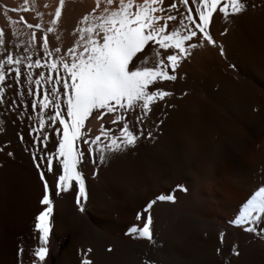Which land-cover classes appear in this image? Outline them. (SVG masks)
<instances>
[{
	"label": "bare ground",
	"instance_id": "6f19581e",
	"mask_svg": "<svg viewBox=\"0 0 264 264\" xmlns=\"http://www.w3.org/2000/svg\"><path fill=\"white\" fill-rule=\"evenodd\" d=\"M243 2L244 11L236 16L230 15L227 19L223 18L217 9L208 25V32L214 44L210 45L200 39L197 32V36L184 42L187 51L178 60L175 70L167 67L166 55L178 54V50L160 49L154 42L145 46L143 55L137 54L140 59L134 58L135 63L141 67H154L158 53L164 70L176 79L158 81L149 86L152 91L159 89L170 95L150 105L148 115H142L138 123H133L125 117L130 130L138 137L136 143L143 149L140 156L145 162L143 171H140L141 168L137 171L131 166L125 168L126 176L123 180L126 183L121 182L120 186L124 191L120 196L114 195L117 205L131 217L138 213L141 215L146 202L152 197L149 189L145 188L147 179H151L153 185L164 190L174 185H183L185 182L192 184L198 180L202 181L203 177L209 176L212 194L217 196V202L226 211L229 222L239 214L255 192L264 188V0ZM118 3L119 1L115 2V7ZM141 3L143 0H133L134 7ZM186 3L187 9L179 0H162L164 11L154 14L162 18L158 23L165 25L163 18L168 14L175 17V20L167 21L166 32L179 28L180 21L188 10L195 11L192 0H186ZM171 4L176 7L171 8ZM220 6H223V0L218 8ZM196 19L198 21V18ZM184 23L188 22L184 20ZM183 31L181 29L182 34ZM190 44L197 46L190 48ZM144 56H147V64L142 63ZM113 119L112 114H105L99 120L96 118V135H100V139L103 138L101 125L110 135L115 128L122 127L113 124ZM130 148L132 151L136 150L134 145ZM142 177H146V181H142ZM91 186L88 185L89 192L82 204L84 210L79 216H82L86 223L96 224L93 208L89 205L95 188ZM106 187H103L107 194L105 195L112 201L114 190ZM37 189L27 181L21 182L0 176V264H14L17 260L42 262L36 261L32 255L33 249L40 246L39 233L34 231L35 216L46 207L38 203ZM175 195L179 197L181 194L175 192ZM71 197L72 193L66 192L57 202H52V214L48 218L50 227L46 236L47 252L43 261L46 264H80L76 249L80 253L90 249L89 243L85 241L87 238H78L75 234L77 222L81 218L78 220L72 215L74 211L72 212ZM130 197L132 200L127 204L126 200ZM106 211L104 217L113 220L112 224L118 227L116 229L124 225L122 220L114 217L111 206ZM190 217L191 220L201 219L219 231L226 228L220 222H214L215 215H211L210 220L194 215ZM212 227L211 229L214 228ZM239 228L240 234L243 232L249 235L243 227ZM256 229L257 234L264 231V224L258 223ZM214 231L217 234L219 232ZM199 232L198 236L193 232L184 236L183 241L188 244L186 247L191 246L190 249L195 251L201 249V246L212 249V239L216 234L207 241L209 234H206V238H201ZM244 234L240 236H245ZM257 238L260 237L252 239L254 242L248 246L247 261L251 264H264V239L261 242ZM26 245L29 246L27 250L24 248ZM18 249H22L19 256Z\"/></svg>",
	"mask_w": 264,
	"mask_h": 264
},
{
	"label": "rangeland",
	"instance_id": "374dc122",
	"mask_svg": "<svg viewBox=\"0 0 264 264\" xmlns=\"http://www.w3.org/2000/svg\"><path fill=\"white\" fill-rule=\"evenodd\" d=\"M116 1L113 0V4L108 5L107 0H63L61 5V0H0V33L3 34L0 36V39L3 41V43H0V60H6L9 54H11L13 60H15L16 57H19L21 60V64L18 66L20 69L19 81L15 79V74L8 70L9 67H17V65L13 64L9 66L5 64V80L0 82V87L4 88V93L0 94V176L6 179L19 180L21 182L27 181L31 185H34L36 189L38 187L36 190L39 193H37L38 201H40L43 196L44 185L40 181L33 159L37 162L41 159L45 161V163L40 164L39 167L44 174L45 182L49 186V200L51 203L57 202V199L61 198L66 192L61 191L59 194L56 192L55 180L56 176L59 174L58 163L55 160L53 161L52 172L48 171L46 163L47 155L55 151V145L58 143L57 132L55 130L58 128L59 122L57 121L56 124H52L49 119V117L54 114L53 109L45 110L43 116L45 127L41 129L40 132H32V134L29 135L33 128H39L40 119L39 105L37 104L34 110L31 101L35 98L43 97L46 94L49 96L51 95V87L48 84H45L44 87H39L36 85L35 79L40 72L46 73L47 70L44 65L49 59L53 61L63 60L70 63V56L67 55L68 50L72 47H76L77 41H80L81 44L84 42L80 38L78 28L87 27L89 22H94L95 17L104 14L106 9L107 11H112L115 8L114 4ZM57 6L61 7V14L57 19V23L53 25L51 21L55 15ZM25 8L27 11L24 10ZM133 8L132 10H135V7ZM85 16L89 17V21L81 25L80 21ZM25 22L32 25V27H25ZM37 24L40 26L39 28L35 27ZM67 26L70 27L68 28ZM49 27H52L54 31L48 32ZM84 35L86 38L87 33ZM41 37L47 40L49 55H45L44 50L40 47L41 43H43L40 39ZM94 38L96 37L94 36ZM99 39L102 43V33H99ZM56 49H59V52H57ZM82 50L81 47H78V51ZM36 60L40 61L41 67H29L27 72L31 73L32 78L28 79L26 78L24 64H33ZM53 74L55 76V69L53 70ZM60 75L61 82L57 89L58 94H62L63 91L64 75L63 73H60ZM137 109L130 110L125 114V117L132 120V122L136 121L138 123L136 116L142 117V110ZM62 111L66 116V110L62 109ZM137 111L140 112L137 113ZM133 112L135 113L133 114ZM136 122L135 124L137 125ZM97 125L96 112H93L90 114L89 118L85 120L84 127L81 129L83 136L79 141V151L83 153V156L81 157L82 163L77 164V170L82 174L84 180L85 197L89 192V184L93 186H91L92 188H96H94V193L92 194L93 199H91V201L89 200L90 202L88 201L90 207L93 208L96 224L86 223L82 219V216H79L81 211L77 207L74 181L70 182V187L67 191L72 193L71 205L72 212L74 211L72 215H74L75 218L77 217L78 220L79 217L81 218L80 221L77 222L75 234L78 238H87L83 240L90 245L88 254L92 253L88 258L91 264H94V262L95 264H146V262L147 264H251L247 261L249 256L248 246L254 242L252 239L255 237H260L261 239H257L261 242L264 237H261L257 232L249 233V235H245L242 232L245 236H240L242 235L239 233L240 228L233 226L228 221L226 211H224L222 205L217 202L218 198L215 193L212 194L209 185V176L203 177L202 181L198 180L197 182H192V184L190 182H185V184L179 185L186 189V191H180L177 187L178 185L162 190L160 186L157 187L153 185L151 179L149 180L146 177H142V181H146L147 179V183L145 182L147 187L145 186V188H147V190L149 189V192L152 193V197L148 201H154L148 213H144L143 210L141 213L142 218L146 219L149 216L151 218V240L140 238L139 233L126 234L130 227L135 226L137 228H142L143 224L141 220L136 218L137 214L131 217L120 205H117L115 198L116 196H120V193L124 191V188L120 186L126 183L123 180L126 176L124 173L126 170L125 168L131 166V168L133 167L137 171H139L140 168V171L142 170L145 162L144 160L142 161L143 158L140 156V153L143 149L135 142V151H132L130 147H126V149L122 147L123 151H114L116 153L105 151L104 160L101 161L99 154L95 151L96 145H92L93 151L91 155H89L88 147L84 145L83 140L87 139L90 142L97 136ZM137 126L139 127V125ZM106 132L109 136H119V129L116 128L111 135L108 131ZM44 133H48L50 139L46 143H41ZM100 141L99 144L101 147L106 146L107 140L104 136ZM9 152H11L12 155H8ZM93 173H95V175ZM149 182L150 184L148 185ZM151 184L152 187H150ZM104 185L105 187L107 186L106 188H113L114 193H112V201L106 196L107 194L103 188ZM131 185L132 183L130 182L129 186ZM175 192H180L181 195L178 197L175 195ZM160 194H171L174 200L156 201L155 197ZM130 195L132 194L130 193ZM85 197L80 198V204H83ZM130 198L126 200L127 204H130L132 200V198ZM114 203L115 205L112 206L111 204ZM116 205L117 207H115ZM107 206L112 207L115 218L123 221L124 225L120 226L119 229H116L118 227L112 224L113 220L111 221L107 219L106 216L104 217V213H107L106 210H108ZM180 211L186 213L183 214ZM193 215L195 217L200 216L206 218L207 220L211 219V215H215L213 218L214 222H220L221 225L226 227L225 229H227L226 231H229V233L224 231V228H222V231H219L215 229L214 226L213 228L211 224L201 219L199 220L202 222L197 218L191 220L190 216ZM211 227L217 232L219 231L218 234L211 229ZM232 229L235 230L233 231ZM198 231H200L199 235H202L201 238H206V234H209L206 238L207 241L210 240L209 238H211L212 235L214 237L216 234L214 239H212V241H214L212 249H206L201 246V249L199 248L195 251L193 248H191L192 250L190 249L191 246L188 248L186 247L188 244L183 241L184 236L192 232L194 235H197ZM206 231L209 233H206ZM221 233H223V236H221ZM183 242H185L186 245ZM262 244H264V240ZM24 248L27 250L29 246L26 245ZM234 251L236 253L235 255H233ZM76 252L81 262L83 259L82 253L78 252L77 249L75 253ZM43 261L30 263L17 260L14 264H46V262Z\"/></svg>",
	"mask_w": 264,
	"mask_h": 264
},
{
	"label": "snow or ice",
	"instance_id": "6c2138e0",
	"mask_svg": "<svg viewBox=\"0 0 264 264\" xmlns=\"http://www.w3.org/2000/svg\"><path fill=\"white\" fill-rule=\"evenodd\" d=\"M63 0H61V5ZM181 5L188 8L186 0H179ZM108 5L113 4V0H107ZM221 0H192V5L195 11H187L180 21L179 28L172 31L165 30L167 21L175 20L171 14L166 15L163 19L165 25H160L158 22L162 19L159 15H154L157 12L164 11L162 0H143V3L135 5V11H132L134 4L133 0H119V3L112 11L105 10V13L95 17L94 22H89L87 27L78 28L80 38L83 44L77 41V46L68 50L67 55L70 56L71 62L63 60L49 59L44 65L45 72H40L35 79V83L39 87H44L48 84L51 87V95L35 98L31 101L32 107L35 110L39 105V128H33L32 132H40L45 127L43 118L46 109H53L49 119L52 124L58 121L57 132L58 143L55 145V151L47 155V169L53 171V161L55 160L59 166V174L56 176L55 186L56 192H67L70 187V182H75L77 207L83 211V205L79 203L81 197H85V186L82 174L77 170V164L82 163L81 157L83 153L79 151V141L83 136L81 129L84 127V122L93 112H98L96 118L99 120L105 114H112L114 119L113 124L122 125L119 127V136H109L101 125L100 132L106 140L107 144L101 147L99 144L100 136L89 140H83L85 146L88 147V153L91 155L93 148L96 145L95 151L99 154L100 160H104V152H114L122 150V147H130L135 144L138 137L130 130L129 124L125 119V114L130 110L137 108L142 110V115L147 116L150 110V105L157 100H163L170 93L155 90L152 91L149 86L156 82L171 81L176 79L174 75H169L162 67V61L159 54L156 53L157 59L154 67H141L135 63V59H140L138 53L143 55V50L149 42H154L160 49H175L178 54L166 55L167 67L175 70L178 60L186 54L184 47L185 41H190L192 37L197 36L213 45L214 41L209 35L208 25L210 18L218 9L223 18L227 19L230 15L236 16L242 13L245 9L243 0H223V6L218 8ZM175 4H171V8H175ZM27 11V9H24ZM61 14V7L57 6L55 15L51 21L53 25L57 23V19ZM198 18V21L197 19ZM184 20L188 23L185 24ZM89 21V17L85 16L80 24L83 25ZM194 25V27H189ZM25 27L31 28L32 25L25 22ZM39 28L37 24L35 26ZM183 29V34L181 33ZM52 27L48 28V32H53ZM85 33L87 36L85 38ZM99 33H102V43L99 39ZM3 34L0 33V36ZM94 36L96 38H94ZM35 39V37H34ZM43 43L40 47L44 50L45 55L48 53L47 40L44 37L40 38ZM0 43H3L0 39ZM197 45L190 44L188 47L194 48ZM78 47L83 50L78 51ZM59 52V49H56ZM221 55L223 53L221 52ZM143 64H147V56L142 60ZM9 66L15 64L17 67H9V71L15 74V79H20L19 65L21 60L16 57L13 60L11 54L6 60H0V82L5 80L4 65ZM131 65V66H130ZM29 67L40 68L41 63L36 60L33 64H24L26 70V78L31 79V73L27 72ZM56 74L54 76L53 70ZM64 75L63 91L58 94L57 89L60 86L61 75ZM4 93V88L0 87V94ZM66 110L67 115L63 114ZM140 116H136V120H140ZM62 130V131H61ZM50 139L48 133H44L41 143H46ZM8 155H12L11 152ZM36 171L39 174L40 181L43 183V196L39 203L46 205L42 211L35 216L34 231L39 233V247L33 249L32 255L36 261H43L47 252L46 236L49 231L48 218L52 214V203L49 200V186L45 182V177L39 165L45 161L41 159L36 161ZM95 175V173H93ZM180 191H186L182 186H177ZM156 201H173L174 197L171 194H160L155 197ZM154 201H148L143 208L144 213H148ZM138 220H141L143 227L137 228L132 226L126 234L139 233V237L145 240H151L150 223L151 218H142L138 213ZM233 226L243 227L247 233L257 231L256 225L264 224V188H260L241 208L236 217L230 221ZM264 237V231L258 233ZM223 236V233H221ZM22 249H18L17 256L20 255ZM86 250L82 253L83 259L80 264H91ZM235 251L233 255H235ZM147 264V262H146Z\"/></svg>",
	"mask_w": 264,
	"mask_h": 264
}]
</instances>
